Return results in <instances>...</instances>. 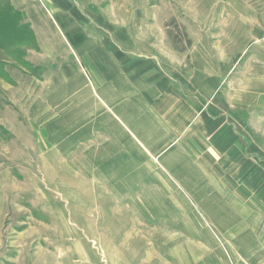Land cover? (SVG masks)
Returning a JSON list of instances; mask_svg holds the SVG:
<instances>
[{
	"label": "rangeland",
	"instance_id": "rangeland-1",
	"mask_svg": "<svg viewBox=\"0 0 264 264\" xmlns=\"http://www.w3.org/2000/svg\"><path fill=\"white\" fill-rule=\"evenodd\" d=\"M32 1L0 0V264H264V0ZM167 91L160 160L130 131Z\"/></svg>",
	"mask_w": 264,
	"mask_h": 264
},
{
	"label": "crops",
	"instance_id": "crops-1",
	"mask_svg": "<svg viewBox=\"0 0 264 264\" xmlns=\"http://www.w3.org/2000/svg\"><path fill=\"white\" fill-rule=\"evenodd\" d=\"M19 1H22V3H19ZM31 1L32 0H30V4H25L24 2H27V0H15V7L18 10L24 11L26 13L31 4L34 3V1ZM143 93H145V91H143ZM152 94L153 93H150V96H152ZM169 95H171V93L167 91L151 97V101H147L145 96L143 97L144 100L141 98L139 101V107L137 108L139 119L136 124V129H132L130 131L139 145H141L147 151L150 149L154 154L152 155L150 152L151 156H155V159L157 158L160 160L164 157H166V159H172L174 157L173 152L170 154V156L167 155V153L173 151L171 146L159 149V145L174 143L177 138L176 135L179 134L181 129L186 127V122L189 119L187 116L188 114H186L188 113L187 110H184L180 112L182 113L181 115L183 116L182 119H184V121H182L180 124H177L171 120L172 117H170L169 114L172 115V113L169 109L162 111V108L165 106L167 101L171 100ZM141 115H143V117H141ZM162 131H164V134H158V132ZM191 135L189 134V136H187L190 137ZM188 137L185 139L188 140ZM214 156L215 155L211 152L205 153V158L208 160V165L205 166L208 167L200 165V161L195 160L196 157L191 154V151L186 157L195 160L192 164L193 169L196 171L199 170L205 172L207 174L206 176H209L210 178L214 174L221 175V171L218 170L217 165H213V162L215 163L217 161H215L216 157Z\"/></svg>",
	"mask_w": 264,
	"mask_h": 264
}]
</instances>
